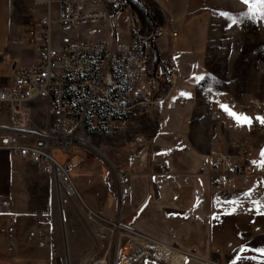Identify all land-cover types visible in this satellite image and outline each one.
<instances>
[{
    "label": "crops",
    "instance_id": "obj_1",
    "mask_svg": "<svg viewBox=\"0 0 264 264\" xmlns=\"http://www.w3.org/2000/svg\"><path fill=\"white\" fill-rule=\"evenodd\" d=\"M15 2L0 0V55L14 50ZM114 13L110 12L108 23L85 22L67 29L70 40H75L69 44L92 41L115 46L109 26ZM139 42L144 39L137 38V49ZM146 52L145 45L144 69H137V79L126 81L121 93L123 102L135 100L136 113L156 112L154 128L108 129L115 138L102 146L61 152L62 162L55 160L67 165L77 199L58 194L53 175L0 149V199L9 202V209L0 212V264H53L62 235L70 264H79L80 241L94 240L86 226L97 224L99 218L119 219L148 241L178 253L143 264H264V255L256 251L264 249V187L229 189L210 184V136H216L218 148L233 152L223 131L208 119L210 108L220 104L212 100L203 119L194 117V102L179 95L153 107L160 91L154 89L153 75L160 67L153 63L152 50L150 57ZM147 73L156 81L154 94L143 88L152 81ZM250 135L246 124L239 123L229 133L248 146ZM123 188H128L126 194Z\"/></svg>",
    "mask_w": 264,
    "mask_h": 264
},
{
    "label": "built area",
    "instance_id": "obj_2",
    "mask_svg": "<svg viewBox=\"0 0 264 264\" xmlns=\"http://www.w3.org/2000/svg\"><path fill=\"white\" fill-rule=\"evenodd\" d=\"M31 1L23 36L36 59L30 64L12 67L8 76L0 75V111L5 110L10 115L14 128L0 134V149L7 151L12 158L30 161L43 174L53 175L57 193L75 197L77 192L71 183L67 165L58 163L52 152H63L75 146L88 147V120L102 117L111 123L115 114L125 110L121 106L123 94L114 80L115 71L123 65L137 70L146 61V56L132 53L138 27L136 29V18L128 0L115 3L114 7V12L125 14L122 22L129 39L128 45L119 46L92 41L84 45L55 44L52 37L53 27L71 28L85 22L109 19L111 7L105 0ZM153 37L154 33L150 32L146 39ZM3 61L8 62L6 58ZM177 73L176 68L170 67L166 75L157 80L155 89H160L162 84L173 85ZM211 99L214 101L216 96L212 95ZM227 105L232 111L250 118L251 123L246 124L249 133H264V124L254 116L262 108V102L242 100ZM38 106L44 109L45 123L34 131L30 117L40 112V109L36 110ZM208 119L211 126L223 131L224 139L233 151L228 154L221 150L216 145V136H210L208 156L213 164L208 176L211 186L229 189L264 187V166L254 163L258 161L248 145L229 136L230 129L238 125L236 120L218 106L210 108ZM161 169L167 173L164 165ZM127 191L128 188L122 189L123 194ZM8 209L9 202L0 199V212ZM98 220L100 231L108 226L116 234L133 236L132 240H137V245L138 242L139 245L154 244L128 229L119 219ZM165 249L168 256L172 255L169 249ZM157 253L152 254L150 250V258L157 260ZM139 262L137 260V264Z\"/></svg>",
    "mask_w": 264,
    "mask_h": 264
},
{
    "label": "rangeland",
    "instance_id": "obj_3",
    "mask_svg": "<svg viewBox=\"0 0 264 264\" xmlns=\"http://www.w3.org/2000/svg\"><path fill=\"white\" fill-rule=\"evenodd\" d=\"M15 1L16 41L13 51H6L0 55V75L3 76H8L12 67L27 65L36 59L31 46L23 36L32 1ZM105 1L110 3L109 0ZM128 2L136 18V29L138 27L132 44V53L143 52L146 45V53L150 57L152 50L153 63H159L160 67V70L153 75L158 79L166 75L170 67L178 70L177 80L173 85H161L156 97L158 101L153 107H157L161 99L179 95V98L182 96L192 100L193 106H196L194 117L203 119L207 115L208 104L212 102L211 96L214 95L216 96L214 102L220 105L242 100L262 102V108L254 116L264 117V19L258 14H253L254 0L250 5L243 4L242 0H128ZM110 7L113 11L111 3ZM124 15V12H116L112 14L109 22L111 39L114 38L118 46L128 44L127 29L122 22ZM99 21L108 23L109 20L104 18ZM71 28L53 27L54 43L69 44V41H75L74 38L70 40L67 32V29ZM150 32L154 33V47L150 39H146ZM137 35L139 41L144 39V43H138V49ZM153 48L157 52L156 55ZM3 58L8 62L5 63ZM145 62L141 67L142 70ZM151 75L152 73H147L148 78H151ZM135 79H137V70L128 65L118 67L114 74L120 92L124 91L126 81ZM151 79L152 81L148 80L143 88L149 94H154L156 90L153 89V85L158 79L156 81L153 77ZM182 93L190 95L185 96ZM134 101V99L124 101L121 106L125 107V110L115 114L111 123L102 117L90 118L86 124L90 145L86 148L91 150V145L98 143L102 146L104 142L115 138L110 135L112 131L108 129L138 128L145 131L154 128L153 125L158 119L156 112L151 109L137 110L136 113L132 106ZM39 109L38 114L30 117L31 128L34 131L45 123L44 109L38 106L36 110ZM13 130L10 115L5 110L0 111V134ZM250 136L249 147L255 159L260 161V153L264 149V133H251ZM52 156L59 162L64 158L58 150H54ZM74 198L77 199V196ZM89 222L91 224L92 221ZM100 224L97 219V224L89 226L92 227L91 229L86 226L94 240L84 238L80 241L79 264L99 262V264L103 262L137 264V260L140 261L138 264H143L146 261H164L166 257L178 255L177 252L169 249L172 255L168 256V252L163 251L165 248L155 247L156 245L151 243L139 245L138 242L137 245V240H132L133 236L127 233L116 234L108 226L100 231ZM68 248L67 239L62 235L61 247L55 249L53 264H70ZM154 248L158 252L157 260L149 256L150 250L155 254Z\"/></svg>",
    "mask_w": 264,
    "mask_h": 264
},
{
    "label": "snow or ice",
    "instance_id": "obj_4",
    "mask_svg": "<svg viewBox=\"0 0 264 264\" xmlns=\"http://www.w3.org/2000/svg\"><path fill=\"white\" fill-rule=\"evenodd\" d=\"M242 3L245 5H250L253 3V0H242ZM253 14H258L261 19H264V0H254V6H253ZM226 15V14H225ZM235 23V21H233ZM182 95L188 96L190 94L188 93H182ZM220 107L223 109L225 113H227L230 117H232L234 120H236L239 124H250L251 120L248 116L243 114H238L234 111H232L228 105L221 104ZM256 119L261 123L264 124V117H256ZM261 159L258 163L261 166H264V149L261 150L260 153ZM234 203V202H233ZM255 203V202H254ZM257 210L261 207L258 203L256 204ZM256 251L260 252L262 255H264V249H256ZM239 259V257L237 258ZM233 264H236V261H233Z\"/></svg>",
    "mask_w": 264,
    "mask_h": 264
},
{
    "label": "trees",
    "instance_id": "obj_5",
    "mask_svg": "<svg viewBox=\"0 0 264 264\" xmlns=\"http://www.w3.org/2000/svg\"><path fill=\"white\" fill-rule=\"evenodd\" d=\"M109 1H110L111 5H112V8H114V3L115 2H118V0H109ZM150 42H151L152 47H154V45H153L154 39L153 38L150 39ZM153 52L155 53L154 55H156V52H155V49L154 48H153ZM157 63H158V61H157ZM157 66H159V63L157 64ZM154 79L157 80L158 77L157 76H154Z\"/></svg>",
    "mask_w": 264,
    "mask_h": 264
},
{
    "label": "bare ground",
    "instance_id": "obj_6",
    "mask_svg": "<svg viewBox=\"0 0 264 264\" xmlns=\"http://www.w3.org/2000/svg\"><path fill=\"white\" fill-rule=\"evenodd\" d=\"M88 147H89V145H88ZM163 251L165 252V251H166V249H164ZM103 264H104V263H103Z\"/></svg>",
    "mask_w": 264,
    "mask_h": 264
}]
</instances>
